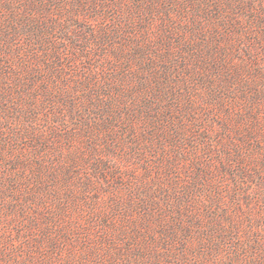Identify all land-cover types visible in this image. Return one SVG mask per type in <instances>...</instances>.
<instances>
[{
	"label": "rangeland",
	"instance_id": "rangeland-1",
	"mask_svg": "<svg viewBox=\"0 0 264 264\" xmlns=\"http://www.w3.org/2000/svg\"><path fill=\"white\" fill-rule=\"evenodd\" d=\"M254 4L220 24L187 0H0V264H248L264 238Z\"/></svg>",
	"mask_w": 264,
	"mask_h": 264
},
{
	"label": "trees",
	"instance_id": "trees-1",
	"mask_svg": "<svg viewBox=\"0 0 264 264\" xmlns=\"http://www.w3.org/2000/svg\"><path fill=\"white\" fill-rule=\"evenodd\" d=\"M187 1L190 3H193L194 6H196V7H200L199 12H206L207 11V13H208V12H210V11H208V9L210 7L212 9H214L213 11H216L218 13V16L215 17V19L219 20L220 24L223 23L222 21L225 18L233 20L231 17H229L230 14L228 13V11H225L226 10L225 8H228V10H230V11L238 10L241 12L245 9L246 12H252L254 9V5H255L254 0H234V1H226L225 3L224 2L221 3V0H213L216 3H213L209 6H207L206 8H202L204 6V0H187ZM206 1H208V0H206ZM262 11H264V10H261L259 13H261ZM227 14L229 16H224ZM260 20L261 21H259V24H262V19H260ZM198 180H199V178H196L195 181H198ZM260 184H262L261 181L258 183L255 182V186H259ZM248 196H250V195L246 194V196H245V200L247 202H249ZM263 201H264V198H263ZM263 213H264V210H263ZM247 222L249 223V227H252L254 225V223L252 221H247ZM218 226L220 227V230H219V236H216V239L218 240L217 243L219 244L221 242H224V240H226L228 238L227 233H229V231H228L229 229L227 227H225V229H224L221 227V225H218ZM252 231H254V229H252ZM256 234L257 233L255 232V235ZM255 235L253 233V234H251V237H249V238H252ZM249 236H250V234H249ZM257 239L258 238L255 237L254 242L252 243V246L255 244V247H253V249L256 248L255 249L256 252L252 253L253 251H250V255L248 253H246L248 255V259H247L248 264H264V238H262L263 239L262 242H260L259 239L258 240ZM213 250L215 251V249H213ZM226 255L228 258L227 260L229 262H235L236 256H238L237 252H234V251L233 252L227 251Z\"/></svg>",
	"mask_w": 264,
	"mask_h": 264
}]
</instances>
